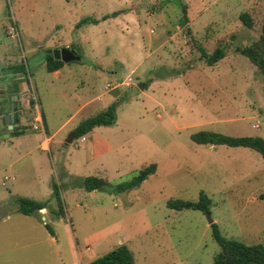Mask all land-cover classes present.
<instances>
[{
  "label": "rangeland",
  "instance_id": "rangeland-1",
  "mask_svg": "<svg viewBox=\"0 0 264 264\" xmlns=\"http://www.w3.org/2000/svg\"><path fill=\"white\" fill-rule=\"evenodd\" d=\"M242 13L252 20L250 30L238 19ZM263 23L264 0H0V62L8 60L0 70L7 74L0 78V113L9 110L15 90V128L29 140L15 148L17 154L1 145L11 130L0 120V150L8 154L0 158V181L13 171L22 194H32L39 180L23 181L21 174L38 167L39 179L48 172L62 205L58 219L39 213L38 225L18 214L0 223V264L75 260L72 243L77 252L88 248L81 264L120 244L133 264H211L218 247L205 213L166 207L169 200L196 202L200 192L222 238L264 249V200L258 198L264 195V161L247 148L189 140L211 132L264 141V80L235 52L257 39ZM218 46L225 49L223 59L210 67L197 61L199 47L211 53ZM63 48L79 61L64 64L66 73L56 80L44 59ZM112 72L127 83L110 91L113 99L102 95L112 88L104 87ZM114 101V124L92 130L104 142L101 155L82 152V145L64 147L71 129ZM37 112L44 121L39 115L32 121ZM45 130L46 136L55 133L50 152L38 150ZM28 150L29 158L23 156ZM150 164L154 172L125 193L86 192L78 184L96 177L113 187ZM10 183L0 185V215L14 207L6 196ZM40 201L48 210L56 207L50 195ZM44 224L57 242H48Z\"/></svg>",
  "mask_w": 264,
  "mask_h": 264
},
{
  "label": "trees",
  "instance_id": "trees-1",
  "mask_svg": "<svg viewBox=\"0 0 264 264\" xmlns=\"http://www.w3.org/2000/svg\"><path fill=\"white\" fill-rule=\"evenodd\" d=\"M238 19L246 29L250 30L252 28V20L246 13L240 14ZM185 22V11L184 8L181 7L179 23L182 25ZM197 50L199 52L197 61L204 63L208 67L213 66L225 56V49L221 46L216 47L211 53H207L200 47ZM235 52L246 58L264 80V23L260 26V34L257 39L245 47L235 48ZM44 64L45 71L51 73L59 69L63 63L53 60L50 52L45 57ZM143 87L145 88V86ZM13 94H15V90L11 93V96ZM28 104L32 105V101H28ZM116 107L117 102L114 101L103 111L80 121L71 130L73 139L88 134L94 128L112 126L115 122ZM1 114L2 113H0V115ZM15 119V126H13L9 133L11 136L22 134L20 128H15L18 122L17 117ZM189 140L199 145H222L231 148H247L258 154L261 160L264 161V141L258 137H228L211 132H197L190 135ZM154 170L155 166L153 164L143 166L137 171L135 176L131 177L128 181L114 185L113 187L109 186L106 180L96 177H85L79 180L78 184L86 192L106 189L111 193L120 194L138 188L141 182L145 180L148 175L152 174ZM51 189V197H54L56 202V209L51 211V214L55 218H58L62 215V205L53 186H51ZM258 198L264 200V195H259ZM13 204L15 206V212L24 216L36 215L38 217L39 210L44 208V203L24 197H14ZM208 204L209 202L206 196L200 192L196 202L169 200L166 202V207L175 211L195 210L208 213ZM43 226L47 233L52 236V231L49 226L47 224ZM209 229L211 239L218 247V252L212 259L211 264H264V249L260 244L247 246L233 240L224 239L220 236L217 226L213 223L209 225ZM87 264H133V259L127 247L120 244L110 251L95 257Z\"/></svg>",
  "mask_w": 264,
  "mask_h": 264
},
{
  "label": "crops",
  "instance_id": "crops-1",
  "mask_svg": "<svg viewBox=\"0 0 264 264\" xmlns=\"http://www.w3.org/2000/svg\"><path fill=\"white\" fill-rule=\"evenodd\" d=\"M6 61H8V60H6ZM6 61H4L3 62V60H2V63L0 62V70H3V68L6 66ZM64 64H62V66L59 68V69H57L56 71H53V72H51V73H48V74H50V76L51 77H53L54 79H58L60 76H63V74H65L66 72H64L63 71V68H64ZM7 74H1L0 75V78H4L5 76H6ZM16 75V74H15ZM106 79L107 80H105V84H104V87L106 88V87H112V88H110L109 90L108 89H106V90H108V91H104V93L102 94V95H110L111 96V98L113 99V98H116L115 97V94H111L110 93V91L113 89V88H117V87H119V86H121L122 84H127V83H125V82H118V78H117V75H116V73H114V72H112L110 75H109V77H106ZM125 79H127L128 80V78H125ZM124 79V80H125ZM117 81V82H116ZM81 87H82V84L80 85ZM98 97V95L97 96H94L93 98H91L90 100H87V101H84V102H82L81 104H80V106H79V108L76 110V112L77 111H79V110H81V109H83L84 107H86L90 102H92L95 98H97ZM11 98H12V102H14V99H16V96H11ZM27 101V100H26ZM26 101H23L22 103H21V109L22 110H25V108H26V104H27V102ZM14 104V103H13ZM14 105H16V104H14ZM1 107V106H0ZM15 107V106H14ZM75 112V113H76ZM5 113H7V112H2V114H1V117L5 114ZM38 115L41 117V119H42V121H44V119L42 118V116H41V114L40 113H36V114H34L33 113V116H32V121L34 122L37 118H38ZM16 117H17V114H16ZM98 128V127H97ZM95 129V128H94ZM72 130V129H71ZM93 130V129H92ZM90 131L88 134H86V135H84V136H82V137H80V138H77V139H72L71 140V142L70 143H72L73 144V149L74 150H78V148H79V145L81 146L82 145V152H84V153H86V152H88V151H91V152H94V151H96V152H98L100 155H101V150H100V147H102L103 146V144H104V142L102 143V141H101V139H100V136L97 134H95V132L96 131ZM71 133V132H70ZM47 134H46V130H45V132L41 135L42 136V140H41V142L39 143V145H38V150L39 151H41V152H50V147H47L48 146V142H49V144H50V142L52 141V139H53V136L55 135V133H52L51 135H49V136H46ZM5 138H7L6 140H5V142L4 143H1V145H4V144H8L9 145V147L10 148H14L13 150H11L12 152L15 150V148H17V147H20V145H24V146H26L27 147V144H29V140L27 139V138H25V136L23 135V134H20V135H17V136H11V135H7V136H5ZM34 139L35 138H33L32 137V141H34ZM65 147V146H64ZM9 148V149H10ZM106 149L108 148V146L107 147H105ZM29 151L30 150H28L27 151V153H24L23 154V156H26L27 158H29V155H28V153H29ZM16 154L19 152V150H16V151H14ZM79 154H81V153H79ZM8 154H7V152L5 151V150H0V158H5L6 156H7ZM21 157V156H20ZM37 163V159L35 160V164ZM39 169H38V167L35 169V167H31L30 169L28 168L26 171H24L22 174H21V177H22V180L24 181L25 179L26 180H28V178L30 177V176H32V178L34 177V178H36V179H38L39 180V184L38 185H36L37 187H33V189H35L36 190V192H32V194H22V191H23V188H22V186H21V184L18 182V180H16V179H14V177H13V171L11 172H9V174H3V176H2V178H1V181H0V185L2 186V187H4L5 185H6V183L7 182H11L10 183V189H11V191L9 192H7V195L6 196H9V198H10V203L12 204V205H14L13 204V198L14 197H24V198H29V199H32V200H34V201H37V202H40V203H43L42 201H40V199H43V197H44V195H50L51 196V186H50V184H48L49 183V179H48V172L47 173H45V171L43 172V170L40 172V173H42V175H43V177H40V179H39ZM4 177H6V180L5 181H3V178ZM48 181V182H47ZM2 183H3V185H2ZM47 184V188L46 189H44V184ZM39 185H41V191H42V193L43 194H40V192H39V189H40V187H38ZM34 193V194H33ZM55 206H56V202H55ZM55 209H56V207H55ZM54 209V210H55ZM51 211H53V210H48L46 207H45V203H44V208L43 209H40L39 210V213H41L42 214V216L41 217H44V216H46V215H48L50 218H54V219H58V218H55L52 214H51ZM13 214H18V213H16L15 212V206L14 207H9L8 209H6V211H4L3 212V214L2 215H0V223H5V222H7L8 220H10V218H11V216L13 215ZM18 215H20V214H18ZM20 216H23V217H30V216H24V215H20ZM33 218H34V223L36 224V225H38V223H37V216L36 215H31ZM40 217V218H41ZM39 218V219H40ZM38 219V220H39ZM44 227V226H43ZM45 230V229H44ZM52 231V230H51ZM47 232V231H46ZM53 235V234H52ZM48 242H57V239L56 238H54L53 236H51V235H49L48 234ZM42 241H44V239L43 240H41V242ZM70 242H71V239H70ZM37 245L39 244V242H37L36 243ZM74 246L75 245H73V243H72V249H73V258L75 259V260H72V257H68V259H64V261H62V259H60L59 258V263L60 264H81V261H82V259H81V255H84L85 253L84 252H87L88 251V248L87 247H85L84 249H83V251H79V252H77L76 251V249H74ZM70 247H71V243H70ZM70 254V253H69ZM71 256V255H70ZM85 264H87V262L85 263Z\"/></svg>",
  "mask_w": 264,
  "mask_h": 264
},
{
  "label": "water",
  "instance_id": "water-1",
  "mask_svg": "<svg viewBox=\"0 0 264 264\" xmlns=\"http://www.w3.org/2000/svg\"><path fill=\"white\" fill-rule=\"evenodd\" d=\"M51 58L55 61H60L63 64H67L69 62H77L79 61V58L77 57V55L74 53L73 50H69V49H58V50H53L51 52ZM138 89H141V85H139L137 87ZM18 111V106L16 105L14 107V104L12 102V98L10 100L9 103V110L8 113L4 114L2 116V122L6 127L7 131H10L14 125L15 122V118H16V112ZM73 139V135L72 133H70L68 135V137L66 138V140L64 141V146H66L67 144H69L71 142V140ZM205 217H206V221L207 224L210 225L211 224V220H209L208 214L205 213Z\"/></svg>",
  "mask_w": 264,
  "mask_h": 264
},
{
  "label": "built area",
  "instance_id": "built-area-1",
  "mask_svg": "<svg viewBox=\"0 0 264 264\" xmlns=\"http://www.w3.org/2000/svg\"><path fill=\"white\" fill-rule=\"evenodd\" d=\"M8 37L9 38H13V35H16V29L13 27V26H11V27H9V29H8ZM37 120V119H36ZM34 121V123H37V121ZM34 130H37V128L36 127H32ZM6 180V177H4L3 178V181H5ZM2 185H3V183H2Z\"/></svg>",
  "mask_w": 264,
  "mask_h": 264
},
{
  "label": "flooded vegetation",
  "instance_id": "flooded-vegetation-1",
  "mask_svg": "<svg viewBox=\"0 0 264 264\" xmlns=\"http://www.w3.org/2000/svg\"><path fill=\"white\" fill-rule=\"evenodd\" d=\"M16 106V105H15ZM7 113H8V111H7ZM17 113V112H16ZM6 114V113H5ZM0 120H2V117H1V115H0ZM14 125H15V123H14Z\"/></svg>",
  "mask_w": 264,
  "mask_h": 264
}]
</instances>
